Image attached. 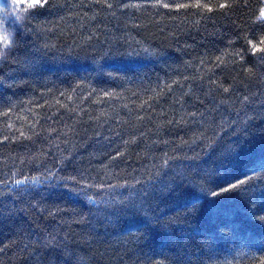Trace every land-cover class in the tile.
<instances>
[{"label":"trees","instance_id":"trees-1","mask_svg":"<svg viewBox=\"0 0 264 264\" xmlns=\"http://www.w3.org/2000/svg\"><path fill=\"white\" fill-rule=\"evenodd\" d=\"M261 10L0 0V264H261Z\"/></svg>","mask_w":264,"mask_h":264},{"label":"snow or ice","instance_id":"snow-or-ice-1","mask_svg":"<svg viewBox=\"0 0 264 264\" xmlns=\"http://www.w3.org/2000/svg\"><path fill=\"white\" fill-rule=\"evenodd\" d=\"M225 6L226 5H223V4L220 5V7H225ZM260 16L261 17H264V10H261ZM9 39H10L9 37H0V40H3L4 43H5V45L8 44ZM261 44L264 45V41H261ZM261 50L264 51V48H262ZM2 55H3V53L0 52V56H2ZM250 179L251 178H247V179H237L235 183L228 182L227 186L226 187H221L220 191L221 192H230V191L236 190L237 188H241ZM16 183L17 184H22L23 181H17ZM212 195L213 196H217V195H219V193L213 192ZM261 264H264V261H262Z\"/></svg>","mask_w":264,"mask_h":264}]
</instances>
